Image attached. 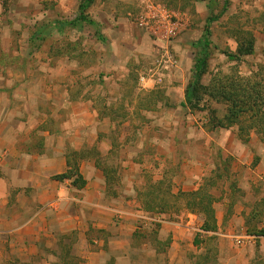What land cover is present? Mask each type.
<instances>
[{"label":"crops","instance_id":"crops-1","mask_svg":"<svg viewBox=\"0 0 264 264\" xmlns=\"http://www.w3.org/2000/svg\"><path fill=\"white\" fill-rule=\"evenodd\" d=\"M26 69L0 65V264L16 258L19 264H65L50 255L62 247L61 238L73 235L74 241L68 247L64 244L71 251L72 264H264L260 240L264 224L256 234L247 225L254 205L263 199L255 185L264 183V154L256 151L262 160L255 167L248 163L247 146L231 150L222 145L223 140L217 141L221 157L226 152L234 158L230 169L239 173L237 181L246 202L233 206L236 203L228 194V198L216 197L215 229H204V213L185 210L176 219L151 215L132 196L140 178L131 172L138 169L144 174L149 165L139 153L164 155L176 168L181 163L185 171L178 182L175 179L179 186L173 192H193L207 170L212 173L217 165L211 167L186 152L199 149L197 133L203 137L205 153L213 141L211 133L189 129L172 140L165 133L169 147L146 130L134 147L128 143L130 131L113 142L115 119H102L93 101L71 97L68 83L35 95L32 70ZM19 72L27 80H20ZM57 88L66 90L59 93ZM107 122L112 123L109 128ZM152 139L159 145H153ZM114 154L120 155L117 161L125 171L122 186L120 173L114 175L116 194L108 188L101 168L112 167ZM69 157L76 158L86 183L82 188L73 184L74 179H59L70 169ZM115 167L111 169L117 171L119 166ZM139 185L143 189L147 184L140 181ZM247 201L252 202L247 205ZM117 218H121L118 226ZM164 240L167 248L160 251Z\"/></svg>","mask_w":264,"mask_h":264},{"label":"rangeland","instance_id":"rangeland-1","mask_svg":"<svg viewBox=\"0 0 264 264\" xmlns=\"http://www.w3.org/2000/svg\"><path fill=\"white\" fill-rule=\"evenodd\" d=\"M81 1L0 0V65L19 66L22 71L30 68L32 87L37 96L45 95L48 89L53 92L54 88L68 83L71 97L91 100L101 110L102 119H115L116 136H111L113 142L120 137V133L130 131L128 143L134 147L146 130L151 136L159 135L169 147L166 134L172 140L189 129L203 128L211 133L213 141L206 145L203 153V137L196 133L199 149H189L187 154L211 167L222 164L224 168V160L231 166L234 158L229 153L225 152L221 157L223 163L218 161L220 153L216 143L223 140L222 145L231 150L247 146L251 150L248 163L256 167L262 160L256 151L264 154V141L257 131L248 130L246 133L250 141L244 143L238 137L240 127L237 125L217 130L206 127L211 118L210 112L216 110L217 116L223 118L227 114L228 103L213 100L206 94L201 105L205 109L202 111L181 106L193 77L198 54L196 44L204 34L206 20L222 13L225 0H96L88 14L100 25L102 39L97 36L94 27L86 24L62 31L55 27L58 22L75 19ZM157 5L172 14L173 24L176 23L174 34L163 33L156 38L141 26L142 16L153 14L152 8ZM211 32L212 56L203 85L213 87L227 81L257 79L264 89V0H228L225 14L211 24ZM250 42H253V53L242 56L239 62L227 58L225 53L237 55L239 48L248 46ZM19 76L23 80L24 72H19ZM65 90L56 91L63 93ZM150 104L155 106L154 110L146 109ZM111 125L107 122L105 128ZM152 143L159 145L157 139H152ZM143 155L149 165L144 174L138 169L131 172L140 178L132 196L137 200L136 205L139 204L151 215H157L159 211H149L137 196L142 187L139 182L148 184L166 176L176 192L179 185L175 179L182 176L185 168L181 163L178 168L173 163L169 164L164 155L156 156L145 151L139 153V157ZM205 157L208 159L202 160ZM112 159L111 168L119 166L116 177L120 173L122 186L125 171L120 160L117 161L120 155L116 158L114 154ZM207 172L197 186L216 176V173ZM237 180L238 171L233 174L230 169V176L218 180L211 193L215 197L222 196L221 199L229 195L232 203H236L233 206H240L246 200ZM232 183L234 186H231ZM180 187L183 190V184ZM255 187L263 199L254 205L247 224L251 234L261 232L258 227L264 224V183L259 181ZM248 202L252 201H247V205ZM185 204L186 199L182 198L168 210L167 218L176 219L182 215L187 210ZM120 222L121 218L115 219L117 226ZM74 239V235L61 238L62 247L50 256L61 263L67 261V264H72L71 251L68 254L64 244L68 247ZM166 244L164 240L159 250L167 248ZM14 261L10 264H19L17 258Z\"/></svg>","mask_w":264,"mask_h":264},{"label":"trees","instance_id":"trees-1","mask_svg":"<svg viewBox=\"0 0 264 264\" xmlns=\"http://www.w3.org/2000/svg\"><path fill=\"white\" fill-rule=\"evenodd\" d=\"M226 5L222 13L218 16L210 17L206 20L205 31L202 38L197 42L196 48L198 54L195 60L193 77L185 92V102L181 104L183 108L202 111V102L207 94L213 100L218 102L228 103L227 114L223 118L217 116V111L210 112L211 118L206 127L209 129H230L233 126H239V139L248 143L250 141L248 130H255L264 141V89L257 79H240L238 82L227 81L219 83L217 86L205 87L203 79L208 73L209 61L212 56L211 51V24L218 21L226 12L228 0H225ZM95 3V0H82L78 6V16L70 22H58L55 27L62 31L68 27L81 28L83 25H89L95 28L97 36L102 39L100 25L90 18L88 10ZM253 42L248 46L240 47L237 55L225 53L230 61L239 62L242 56L253 53ZM205 107V106H204ZM147 110H154L155 106H146ZM77 154H74L76 156ZM218 161L222 162L221 155L218 156ZM224 168L222 164H217L216 170L212 173L216 176L209 178L196 191L175 194L173 192V184L166 176L158 181L149 182L143 189L139 191V197L149 211H159L161 214H166L173 205L180 202L182 198L186 199V209L194 214L204 213L207 222L204 226L205 230L215 229V213L213 204L217 202V198L211 193L212 189L217 186V181L224 177L230 176V163L224 160ZM223 163V162H222ZM69 171L66 175L59 179H74L73 184L79 188L85 186V182L80 175L76 158H68ZM107 179V186L113 192L115 185L114 175L115 169H111L107 165L101 166ZM234 186V183L231 184ZM68 250V249H67ZM68 250V254H69ZM67 264V261H64Z\"/></svg>","mask_w":264,"mask_h":264},{"label":"built area","instance_id":"built-area-1","mask_svg":"<svg viewBox=\"0 0 264 264\" xmlns=\"http://www.w3.org/2000/svg\"><path fill=\"white\" fill-rule=\"evenodd\" d=\"M152 9L153 14L152 12L145 14L141 19V26L145 28L146 32L156 38H159L163 33L167 35L174 34L176 23L173 24L172 14L160 5L154 6ZM260 240L264 246V236L260 237Z\"/></svg>","mask_w":264,"mask_h":264}]
</instances>
